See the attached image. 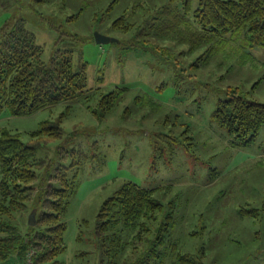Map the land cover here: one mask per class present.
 <instances>
[{"label": "rangeland", "instance_id": "1", "mask_svg": "<svg viewBox=\"0 0 264 264\" xmlns=\"http://www.w3.org/2000/svg\"><path fill=\"white\" fill-rule=\"evenodd\" d=\"M8 1L0 10V28L22 19L43 46L45 63L57 50L73 47L76 58L87 62L89 87H127L100 117L92 111L98 98L88 107L83 97L32 114H0V132L30 141L44 120L66 112L63 137L37 152L52 162L39 170L37 186L61 164L73 165L68 173L76 175L60 264H102L93 228L103 202L125 181L158 187L155 195L165 205L158 221L172 214V240L181 252L200 255L203 264H264V126L249 144L236 145L212 117L229 86L264 102V47L252 46L245 30L192 52L187 42L159 37L149 18L156 22L170 0ZM197 6L192 0L186 14L196 27ZM123 15L133 24L128 29L114 26ZM96 31L117 41L98 44ZM213 45L215 52L203 60ZM30 214L20 216L23 230ZM169 262L167 257L162 264Z\"/></svg>", "mask_w": 264, "mask_h": 264}, {"label": "trees", "instance_id": "2", "mask_svg": "<svg viewBox=\"0 0 264 264\" xmlns=\"http://www.w3.org/2000/svg\"><path fill=\"white\" fill-rule=\"evenodd\" d=\"M176 1L170 0L155 17L156 22L149 18L159 37L187 42L192 52L202 44L214 43L216 38L245 30L252 46L264 47V0H198L193 20L198 27L186 15L192 11V0H180L181 8L174 7ZM8 5V0H0V10ZM132 25L124 15L114 21V26L125 29ZM215 45L209 46L203 60L211 58ZM42 55L43 46L22 19L10 28H0V114L4 109L16 115L32 114L83 97L88 107L89 100L98 98V107L92 111L100 117L111 111L127 91L125 86L109 91H103L100 85L89 87L87 62L81 56L76 58L73 47L57 50L49 64ZM226 91L227 97L219 100L212 117L234 136L236 145H247L264 126V102L248 99L240 86H229ZM65 115L63 112L44 120L30 133V141L7 129L0 132L1 260L14 259L15 264H21L27 249L33 247L36 264H60L57 257L67 247L64 217L77 189L76 175L68 173L73 165L61 164L48 173L45 184L37 186L39 170L52 165L50 158L38 157L37 152L63 137ZM157 190L156 186L125 181L103 202L93 228L102 264H162L167 257L169 264H203L197 259L200 255L181 252L178 242L172 240L171 213L158 221L165 205L156 197ZM33 210L36 224H27L23 230L20 216ZM78 239H83L82 234Z\"/></svg>", "mask_w": 264, "mask_h": 264}, {"label": "water", "instance_id": "3", "mask_svg": "<svg viewBox=\"0 0 264 264\" xmlns=\"http://www.w3.org/2000/svg\"><path fill=\"white\" fill-rule=\"evenodd\" d=\"M95 40L98 44H108L110 42H116L117 39L107 36L99 31L95 32ZM29 224L30 225H35L36 224V213L33 212L30 214L29 217Z\"/></svg>", "mask_w": 264, "mask_h": 264}, {"label": "built area", "instance_id": "4", "mask_svg": "<svg viewBox=\"0 0 264 264\" xmlns=\"http://www.w3.org/2000/svg\"><path fill=\"white\" fill-rule=\"evenodd\" d=\"M35 251L31 248L27 249L24 260L21 264H36L35 262Z\"/></svg>", "mask_w": 264, "mask_h": 264}]
</instances>
